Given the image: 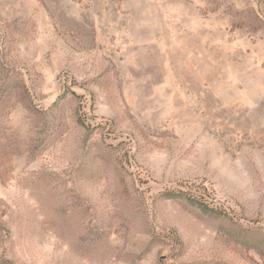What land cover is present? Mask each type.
<instances>
[{"label":"rangeland","instance_id":"1","mask_svg":"<svg viewBox=\"0 0 264 264\" xmlns=\"http://www.w3.org/2000/svg\"><path fill=\"white\" fill-rule=\"evenodd\" d=\"M0 264H264V0H0Z\"/></svg>","mask_w":264,"mask_h":264}]
</instances>
